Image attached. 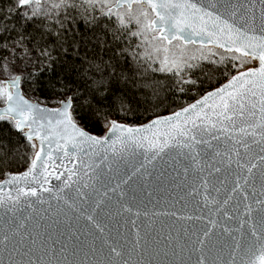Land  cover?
I'll list each match as a JSON object with an SVG mask.
<instances>
[{
  "label": "snow or ice",
  "instance_id": "obj_1",
  "mask_svg": "<svg viewBox=\"0 0 264 264\" xmlns=\"http://www.w3.org/2000/svg\"><path fill=\"white\" fill-rule=\"evenodd\" d=\"M0 176V264H264V0H0Z\"/></svg>",
  "mask_w": 264,
  "mask_h": 264
},
{
  "label": "trees",
  "instance_id": "obj_2",
  "mask_svg": "<svg viewBox=\"0 0 264 264\" xmlns=\"http://www.w3.org/2000/svg\"><path fill=\"white\" fill-rule=\"evenodd\" d=\"M155 75H157V76H162L163 74H160V73H157V74H155ZM23 171L24 169L23 168H20V169H13V171ZM0 179H3V177L2 176H0Z\"/></svg>",
  "mask_w": 264,
  "mask_h": 264
},
{
  "label": "water",
  "instance_id": "obj_3",
  "mask_svg": "<svg viewBox=\"0 0 264 264\" xmlns=\"http://www.w3.org/2000/svg\"><path fill=\"white\" fill-rule=\"evenodd\" d=\"M53 183H55V181H53Z\"/></svg>",
  "mask_w": 264,
  "mask_h": 264
}]
</instances>
